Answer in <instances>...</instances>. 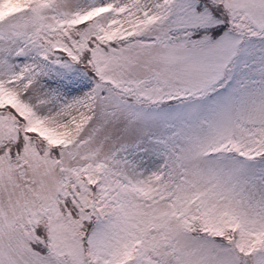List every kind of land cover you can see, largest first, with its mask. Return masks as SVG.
Instances as JSON below:
<instances>
[{"label":"snow or ice","instance_id":"obj_1","mask_svg":"<svg viewBox=\"0 0 264 264\" xmlns=\"http://www.w3.org/2000/svg\"><path fill=\"white\" fill-rule=\"evenodd\" d=\"M0 264H264V0H0Z\"/></svg>","mask_w":264,"mask_h":264}]
</instances>
